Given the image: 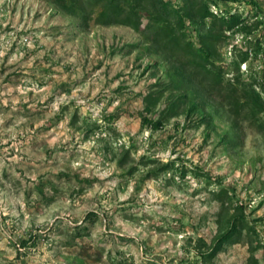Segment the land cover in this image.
I'll return each mask as SVG.
<instances>
[{
  "label": "rangeland",
  "instance_id": "374dc122",
  "mask_svg": "<svg viewBox=\"0 0 264 264\" xmlns=\"http://www.w3.org/2000/svg\"><path fill=\"white\" fill-rule=\"evenodd\" d=\"M106 1L0 0V264H264V0H139V28ZM205 33L221 88L184 64Z\"/></svg>",
  "mask_w": 264,
  "mask_h": 264
},
{
  "label": "trees",
  "instance_id": "16d2710c",
  "mask_svg": "<svg viewBox=\"0 0 264 264\" xmlns=\"http://www.w3.org/2000/svg\"><path fill=\"white\" fill-rule=\"evenodd\" d=\"M54 2H56L63 10H65L66 12L69 13H74L76 14V9H77V5L74 3V1L77 0H52ZM129 1V0H128ZM139 0H137V2H133L130 4V7L128 9H124L120 4L116 3L115 0H107L106 3H104L101 8L99 9V12L97 14V22H103V23H112V22H121V23H125L128 24L134 28H139L140 27V15L137 12V6H138V2ZM137 3V4H136ZM163 7L166 6L167 2L165 1H161ZM208 3V2H207ZM204 5L203 11L199 14L200 19H204L206 17H211V22H210V26L209 29L212 30L215 26V21L219 20V27L218 29L220 30H224V29H230V28H234V27H238L240 29H245L246 26L245 24L243 25V20L241 18L240 13L238 12H231L229 13V15L224 16V15H216L215 13H213L208 4ZM176 12L178 13V19L180 21L182 20V16L181 14L178 12L179 9H176ZM85 15V14H84ZM159 17H157L156 19H158ZM161 18V17H160ZM159 18V19H160ZM158 19V20H159ZM162 20V19H160ZM149 25V24H147ZM170 30V31H169ZM154 32H156V35H162L161 37L163 39H165V41H170L171 46L175 47L177 49H180L181 53H185L188 50H192L193 46L189 45L190 47H187L185 45H183V43H181V36H174V34H172L173 32V28H172V23L168 20H165V22H161L160 24H158L157 28L154 30ZM153 32V33H154ZM221 32V31H220ZM221 37V34H213V33H205V34H200V45L196 46L195 49V54L197 55V58H191L188 57L184 60V64H189V63H193L196 64L200 67H203L205 69L204 71V75L205 77H207L208 79H210L211 81V87L212 88H221V86H223L222 84V79L223 76L221 74V69H211L207 67V63L212 62L213 60H210L209 58V51L211 50L212 44L215 41L216 38ZM157 37L155 36V39ZM246 55H243L242 59L245 60ZM239 65V63H238ZM182 77L179 76L177 80L179 84L182 82ZM223 97H226V94H222ZM157 98V97H156ZM155 98V100H153V103H155L157 101V99ZM176 100H172V102L169 103L168 107L163 110V112L159 113L156 117H151V116H147L144 115L142 117V124H145L146 122L149 123L150 128H157L160 127L163 123V121L167 118H169L171 115L176 113V105H177ZM151 105L146 104L145 107L148 111L151 110ZM194 105H192L191 108H193ZM175 159L170 160V164H163V167H167L169 165H172L174 163ZM238 226L237 223H235V221L229 222V226L227 228V231L223 232L222 234H220L216 241L213 243V245L210 247V249L207 252H204L203 255L204 257H211L213 255H215L220 246L222 245V243L228 239H230V237L233 235V233L235 231H238L239 229H236V227Z\"/></svg>",
  "mask_w": 264,
  "mask_h": 264
},
{
  "label": "built area",
  "instance_id": "2783aa9c",
  "mask_svg": "<svg viewBox=\"0 0 264 264\" xmlns=\"http://www.w3.org/2000/svg\"><path fill=\"white\" fill-rule=\"evenodd\" d=\"M241 65H242L243 68H246V60H243V61L241 62Z\"/></svg>",
  "mask_w": 264,
  "mask_h": 264
}]
</instances>
